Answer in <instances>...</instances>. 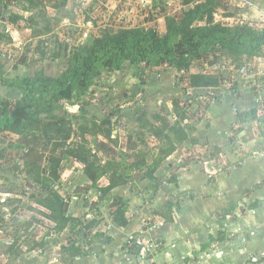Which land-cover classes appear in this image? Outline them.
<instances>
[{"label": "crops", "instance_id": "0c3cea01", "mask_svg": "<svg viewBox=\"0 0 264 264\" xmlns=\"http://www.w3.org/2000/svg\"><path fill=\"white\" fill-rule=\"evenodd\" d=\"M15 1L0 0V31L8 39L6 43L0 38L6 75L61 76L68 60L65 65L59 59L47 60L59 71L48 74L46 62L39 60L41 56L33 58V62L18 57L20 42L14 40L27 34L28 26L19 18L10 21ZM212 1L215 22L264 28V0ZM97 2L94 18L105 10V1ZM67 3V7L72 6L70 0ZM185 8L183 0H178L177 5L172 0H160L158 9L164 11L162 19L173 16L180 21ZM115 12L113 9L107 17L115 20L118 16ZM135 18L126 15L123 21L114 22L125 24L124 28L156 27L150 21L152 15L142 24ZM62 19L69 22L67 16ZM176 50L182 52L178 46ZM251 67L243 75L229 57L208 52L194 59L187 70L176 69L167 62L158 66L126 62L120 70L104 71L101 79L105 88L98 89L95 82L85 94L89 98L83 96L89 101L99 91L106 90L94 99V111L88 105L84 107V114L92 123L98 120L97 126H90L84 137L91 146L111 147L122 158L99 151L104 158L98 163L105 165L111 161L113 165L93 186L85 173V164H79L71 155L69 159L67 154L63 155L59 180L52 186L67 204L66 215L81 220L82 225L76 227L68 223L63 230L55 229L56 222L49 218L51 210L39 201L50 193L37 189L34 183L26 188L31 193L0 190V202L5 204L0 206L3 207L0 208V247L3 248L0 264H11L13 257L8 249L16 242L21 248L13 254L18 262L27 257L28 249L38 250L32 252L34 255L28 253V264H264V57L255 59ZM191 75L218 76L219 85L191 86ZM21 95L19 89L0 84V100H17ZM116 104L119 107L114 108ZM92 114L98 118L94 120ZM183 115L181 126L188 137L178 143L175 135L166 130L176 149L161 160L162 142L154 136L150 124L158 127L157 117L164 116L173 123ZM103 121L111 124L110 136L105 134L110 125H102ZM1 138L18 142L20 136L4 131L0 132ZM72 140H81L78 126ZM16 145V151L9 149L0 157V167L9 166L14 155L15 163L20 164L27 149L19 142ZM143 147L150 152H143ZM137 157L149 158L141 166L127 169L137 162ZM43 159L42 167L50 178V155L45 154ZM153 168L154 179L149 176ZM119 176L125 180L122 184L108 194L100 190L110 184L111 178ZM10 198H17V203L10 205ZM169 198L178 203L179 210L173 209V220H159L154 215L166 209ZM120 199L127 206L126 226L116 223L110 212ZM94 219L100 222L90 237L99 231L111 238L109 243L98 238L90 243L83 237L89 232L83 224ZM17 225L19 231L14 234ZM138 239L150 241L152 246L144 251L142 247L139 253L127 251L126 242ZM73 242L81 245L85 253L67 259L64 247Z\"/></svg>", "mask_w": 264, "mask_h": 264}, {"label": "trees", "instance_id": "16d2710c", "mask_svg": "<svg viewBox=\"0 0 264 264\" xmlns=\"http://www.w3.org/2000/svg\"><path fill=\"white\" fill-rule=\"evenodd\" d=\"M31 2L32 0H26ZM186 8L183 10V18L177 21L173 16H166V32L163 35L153 34L149 31H144L142 27L123 28L117 32H105L100 37H96L91 43L83 44L74 49L68 59V67L66 71L58 77H48L43 74H36L33 77H10L4 71V64L0 56V84L2 86L17 88L22 93L17 100L1 99L0 100V132L10 131L20 136L18 142L27 150L24 152L25 164L38 163L39 167L44 171L43 158L44 154H36L35 140L38 136L35 132L45 127V134L47 129L57 127V132L60 130L58 124L47 121L48 117H54L55 103L60 101H74L84 96L95 83V78L101 75V72H112L123 68L126 62L135 65L148 64L151 66H158L162 62H167L174 68L179 70H187L192 61L204 53H224L230 59L243 54L248 59H258L264 57V28L257 26H250L248 24H238L233 26L223 25L214 20V1L212 0H183ZM194 4L191 6V4ZM29 4V3H28ZM69 17V14L66 13ZM12 16V15H11ZM10 16L11 22H16L20 15L16 17ZM31 22L33 19L30 20ZM198 22H205L203 25H197ZM175 37H178V45L182 49L179 53L176 50V43H173ZM0 38H7L3 31H0ZM58 55H55L57 57ZM44 59V56L41 57ZM25 59V58H24ZM190 85L203 86H218V76H203L191 75ZM43 115L47 119H43ZM180 120L172 123L167 116L157 117L160 120L158 127L150 124L151 131L161 142L160 159L172 154L176 149L171 137L166 133L170 130L176 137L178 143L184 142L188 134ZM46 120V121H45ZM102 125H110L105 130V134L110 136L111 124L103 121ZM90 127L82 125L79 127L81 141L86 140V134ZM68 134L63 138L67 142L74 132V128L69 125ZM53 138L55 148L52 149L50 155V169L51 178L55 181L59 180L58 169L61 163L60 157H55L54 152L56 147L61 146L62 143H57ZM87 141V140H86ZM73 143L74 147H82L83 143ZM71 144V143H70ZM70 146L67 154L73 157H83L80 155L81 151H75L73 146ZM0 157H3V153ZM36 154V155H33ZM142 155V152H141ZM146 157H137V162L130 168L141 166ZM30 159V160H29ZM159 159V160H160ZM160 160V161H161ZM85 164V173L92 181L93 186L96 185L97 180L106 174L107 170L113 165L111 161L105 165H100L98 161L89 162L83 160ZM159 163V162H158ZM156 165V164H155ZM154 168L149 170L150 178L154 179ZM50 179V178H49ZM122 176L113 177L110 179V184L100 189L104 194L111 192L113 188L124 182ZM47 184L42 191H47L50 187ZM50 192V191H48ZM46 208L51 210L49 218L56 222V230H63L68 223L82 225L79 218H72L66 215L67 204L63 198L54 190L50 194L39 200ZM126 203L121 199L116 201L111 209L113 220L121 226L128 224V219L125 216ZM166 209L162 212H156L159 220L171 221L173 220V209L179 210L178 203L169 198ZM99 220L83 224V227L88 230L85 237L90 243L98 238L103 243H109L110 237L104 236L99 231L90 237L91 232L99 225ZM87 236V237H86ZM125 247L129 252L139 253L142 250V245L136 243V240H129ZM68 253V258H74L83 255L84 249L78 243L73 242L69 246L64 247V252Z\"/></svg>", "mask_w": 264, "mask_h": 264}, {"label": "rangeland", "instance_id": "374dc122", "mask_svg": "<svg viewBox=\"0 0 264 264\" xmlns=\"http://www.w3.org/2000/svg\"><path fill=\"white\" fill-rule=\"evenodd\" d=\"M79 1L80 3L76 2L75 0H70V3L72 2V6L67 7L68 0H32L31 2L26 0H16L14 4L15 11L13 12L12 16L16 17L15 15H21L19 19L25 20L26 25L28 26L27 34H21L16 40H14V42H20L19 46L21 48L18 50V57L21 59L24 56L25 62H28L29 60H31L30 62H33L35 59L33 61L32 59L36 56H44V59L40 57L39 60H44L43 64L46 62L47 73L56 74L59 72L57 71L58 68H55L52 64L50 66L47 60L54 61L59 59L61 60L62 65H65L66 61L70 58L71 53L81 42V45L91 43L94 38L100 37L107 31L117 32L120 29H123L125 24L114 21H123L122 17L126 15H133L136 17L135 19L141 21V24L147 19H150V15H152L150 21H152L156 27L154 29H150V26H147L148 28L143 26L142 29H144L146 32L149 31L157 35H163L166 32L167 23L166 20L162 19V14L164 11L158 9L160 8V0H155V3H152L153 0L151 2L150 0H128L127 2H123L122 0H104L105 10L99 16L100 18H94L93 15L98 10L99 2H97V0ZM172 1L175 3V5H177L178 0ZM193 5L194 4L192 3L191 6ZM113 9H115L116 15L118 13V16L115 18V20L112 17L110 19L107 17L108 14H111ZM75 11H77L76 14L74 13ZM65 12L69 14V17H67L69 22H62V18L66 16ZM142 17L144 19H142ZM31 19H33L32 22L30 21ZM111 20L113 22H111ZM99 21L102 22L99 23ZM88 22L91 23L87 24ZM85 30H88V32H85L84 34ZM3 40L7 43L8 39L4 38ZM178 41V37H175L173 40V43H176V47H179L177 44ZM55 55L58 56L54 58ZM222 55L227 56L224 53ZM254 60L255 59H248V57L243 54H238V56H235L233 59H231L235 68L241 69L242 67H246L248 70L253 69L251 67V63H253ZM43 66L45 67V65ZM102 73L103 72H101V74ZM101 78V75H99V77L97 75L95 78V87L98 89L105 88ZM105 91V89L99 91V95H97V97H90L89 101L87 100L89 97L85 95L87 98L82 96L78 100L70 102L60 101L55 103L54 117L50 116L47 119V117L43 115V119H47V121H50V123H56L62 128H60L58 132L56 126H54L52 129L48 128L47 134H45V127L43 126V129L35 132L39 137L38 140H35V143H37L35 145L36 154L39 155L40 153H43L45 155L51 153L52 149L55 148V142L52 140L53 137L58 138V140L55 139L57 143H62L61 146L56 147L54 156L60 157L62 159L63 155L67 154L69 151V147L75 143L73 140L70 141L71 138L67 142H64L65 140H63V138L69 133V125H71V127L74 129L76 126H78V130L82 125H86L87 127L97 126L98 120L96 118H98V116H93L92 114L94 120L96 119V121H93L92 123L90 120L91 118L84 114V107L88 105L91 111H94L92 110L93 106L95 108L94 99L101 97ZM116 107H119V104L114 106V108ZM16 143L18 142H8V140L1 138L0 148H3L5 152L9 149L16 151ZM80 143H83L82 147H74L72 145L74 147L72 149L75 151H81L80 155L83 156L74 157L79 164L86 163L84 161L82 162V159L88 160L89 162L100 161L104 157H101L102 155L99 154V151H104V154L108 156H115L116 158L119 156V158H122V155L111 147L106 148L102 145L91 146L86 140H83ZM143 152L149 153L150 151L147 147H143ZM0 154L2 153L0 152ZM69 156L70 155L67 154L66 159H69ZM23 157L24 155L22 156L20 164H16L14 160L16 157L14 155L9 160V166L4 165L0 167V190L5 191L7 189H14L15 191H19L21 193H24L25 191L30 192V190H26V188L29 187V183H34V187L40 190L44 189L45 186L49 184L50 188L47 191H54V187L52 185H54L56 181L51 177L49 179L46 173L39 167L38 163H34L33 166L31 164L26 165V159ZM16 199L17 198H10L8 199V202L10 205H12L17 203ZM3 202H0V206L5 205ZM0 208L3 209V207ZM18 225L15 226L14 234L18 233L19 231ZM12 245L13 246L9 247L8 249V252L11 253L13 257L10 261L11 264H28L26 263L29 259L28 253L34 255L32 252L38 251L33 250L36 247H33V249H28L29 252L26 253L27 257H22L20 262H18V257L14 256L13 254H15V252L16 254L18 253L17 249H21L20 245L17 242ZM1 251H3L2 247H0V252Z\"/></svg>", "mask_w": 264, "mask_h": 264}, {"label": "built area", "instance_id": "2783aa9c", "mask_svg": "<svg viewBox=\"0 0 264 264\" xmlns=\"http://www.w3.org/2000/svg\"><path fill=\"white\" fill-rule=\"evenodd\" d=\"M263 23H264V20H263ZM250 70H248L246 67H242L240 69V72L243 74V75H246L249 73ZM136 243L139 244V245H142L143 247V251L144 250H149V247H151L152 245L150 244V241H144L143 239H138L136 240Z\"/></svg>", "mask_w": 264, "mask_h": 264}]
</instances>
